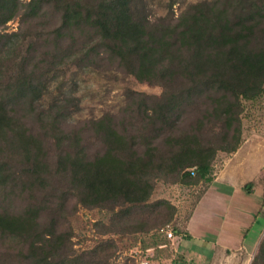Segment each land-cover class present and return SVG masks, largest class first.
I'll list each match as a JSON object with an SVG mask.
<instances>
[{
  "label": "trees",
  "instance_id": "obj_1",
  "mask_svg": "<svg viewBox=\"0 0 264 264\" xmlns=\"http://www.w3.org/2000/svg\"><path fill=\"white\" fill-rule=\"evenodd\" d=\"M167 6L154 17L147 0H0V264H135L110 261L111 239L75 249L62 221L104 210L100 236L164 243L176 208L152 201L157 181L210 182L217 154L242 144L244 102L264 95V0ZM16 17L20 30L4 31ZM103 60L159 93L127 89L118 112L81 121L65 71ZM150 205L156 217H131ZM250 264H264V236Z\"/></svg>",
  "mask_w": 264,
  "mask_h": 264
},
{
  "label": "rangeland",
  "instance_id": "obj_2",
  "mask_svg": "<svg viewBox=\"0 0 264 264\" xmlns=\"http://www.w3.org/2000/svg\"><path fill=\"white\" fill-rule=\"evenodd\" d=\"M147 1L150 6L147 10L154 17L168 12V0ZM179 4L180 1L173 5L174 16L179 12ZM55 24V18L50 20V26ZM20 26L21 21L16 17L9 20L3 30L18 31ZM100 63L84 70L70 64L65 71L67 80H72L65 86L66 91L74 88L80 98L81 121L107 109L118 112L124 105L127 89L159 93L158 87L136 81L116 64L110 65L107 60ZM244 108L243 142L233 153L217 154L210 182L184 185L157 181L152 201L165 198L176 208L173 219L159 230L161 233L172 230L171 238L166 235L164 243L148 246V233L110 232L100 236L94 223L102 219L108 224V212L78 208L62 221L63 226L73 229V247L83 251L93 249L102 237L115 243V248H109L112 263L131 258L135 264L140 261L146 264H250L264 236V95L244 102ZM187 116L194 118L196 114L190 110ZM249 182L251 192L244 189ZM72 202L70 200L69 204ZM152 207L133 209L131 217H153L149 215ZM174 228L179 232L175 233Z\"/></svg>",
  "mask_w": 264,
  "mask_h": 264
},
{
  "label": "built area",
  "instance_id": "obj_3",
  "mask_svg": "<svg viewBox=\"0 0 264 264\" xmlns=\"http://www.w3.org/2000/svg\"><path fill=\"white\" fill-rule=\"evenodd\" d=\"M193 169H194V168H192V170H193ZM165 233H166V235H167L168 238H171V237H172V230H170V229H166V230H165ZM139 264H146V261H140Z\"/></svg>",
  "mask_w": 264,
  "mask_h": 264
}]
</instances>
